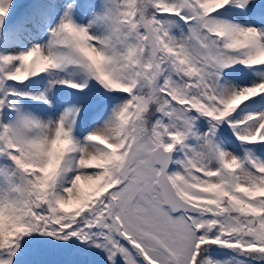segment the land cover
Segmentation results:
<instances>
[{
    "label": "snow or ice",
    "instance_id": "6c2138e0",
    "mask_svg": "<svg viewBox=\"0 0 264 264\" xmlns=\"http://www.w3.org/2000/svg\"><path fill=\"white\" fill-rule=\"evenodd\" d=\"M0 264H264V0H0Z\"/></svg>",
    "mask_w": 264,
    "mask_h": 264
}]
</instances>
